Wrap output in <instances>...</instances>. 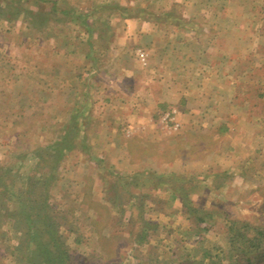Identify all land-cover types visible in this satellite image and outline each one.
I'll return each mask as SVG.
<instances>
[{
	"label": "rangeland",
	"instance_id": "1",
	"mask_svg": "<svg viewBox=\"0 0 264 264\" xmlns=\"http://www.w3.org/2000/svg\"><path fill=\"white\" fill-rule=\"evenodd\" d=\"M20 205L74 264L264 249V0H0V264H45Z\"/></svg>",
	"mask_w": 264,
	"mask_h": 264
},
{
	"label": "trees",
	"instance_id": "2",
	"mask_svg": "<svg viewBox=\"0 0 264 264\" xmlns=\"http://www.w3.org/2000/svg\"><path fill=\"white\" fill-rule=\"evenodd\" d=\"M39 185L43 186L42 183H39ZM21 206L23 205H20L19 213L22 215L21 217H24V219L19 217L18 225L22 226L26 240L29 239V241L32 242L33 246L31 253H34V255L36 256L38 253L46 255L48 259L43 260L45 264H74L72 262L71 256L68 254L67 249L60 248V246L58 247L60 243L58 244V241H56L55 238V231L58 228V225L54 222V218H44L45 222L42 223L45 227H47V230H40L41 226H39L40 222L38 221L39 216L37 212L34 213L32 208V213L30 212V210H28L29 213H31L29 214L26 210L24 211ZM45 231L48 232V235H46V238L43 239L42 237H44V235L46 234ZM49 233L52 235V237L49 236ZM261 235L264 237V234H261L259 232L257 233V236L260 237ZM31 237L34 241L31 240ZM237 238L240 239L241 242L246 239V237H244V234L239 235V237ZM256 241L257 239L255 238L254 242ZM52 248H55V250L51 251ZM263 260L264 249H258L253 245L251 247L245 248V250L236 257V260H234L233 264H260ZM219 263V261L214 262L212 260H209L207 262V264Z\"/></svg>",
	"mask_w": 264,
	"mask_h": 264
}]
</instances>
